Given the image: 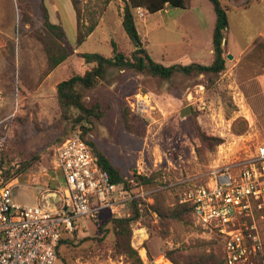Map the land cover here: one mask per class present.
Returning a JSON list of instances; mask_svg holds the SVG:
<instances>
[{"label": "rangeland", "instance_id": "374dc122", "mask_svg": "<svg viewBox=\"0 0 264 264\" xmlns=\"http://www.w3.org/2000/svg\"><path fill=\"white\" fill-rule=\"evenodd\" d=\"M262 1L221 0L229 18L222 73L177 75L166 82L114 70L109 83L88 93L86 102H98L104 112L85 134L94 145H89L93 154L96 150L106 156L124 179L136 174L151 177L159 189L152 202L139 206L142 217L132 226V247L143 264H174L166 253L180 264H187L185 257L191 254L212 253L226 264L222 242L195 217L160 222L147 205L173 209L184 193L209 180L210 169L246 159L264 145ZM70 2L46 0L45 4L50 20L62 25L75 45L76 16ZM79 2L82 20L94 18L98 26L51 73L39 38L44 21L41 0H0V187L11 186L23 206L55 203L58 184L64 183L55 166L57 147L73 133L83 135L81 126L73 130V122L63 118L57 85L85 71L83 53L111 57L113 43L127 56L135 50L122 27V1ZM143 10L145 19L136 15L135 21L143 46L155 61L166 66L213 62L216 15L208 0H191L186 10L166 7L155 14ZM189 106L192 113L181 117L182 109ZM131 214L127 205L116 215L104 211L96 220H82L70 244L60 248L55 264H132L116 250L113 223Z\"/></svg>", "mask_w": 264, "mask_h": 264}, {"label": "built area", "instance_id": "2783aa9c", "mask_svg": "<svg viewBox=\"0 0 264 264\" xmlns=\"http://www.w3.org/2000/svg\"><path fill=\"white\" fill-rule=\"evenodd\" d=\"M136 15L146 17L143 8ZM2 97L0 89V106ZM55 166L64 178L57 203L23 206L11 186L0 187V264H55L60 241L82 220L104 211L116 215L136 200L139 206L152 202L159 190L112 182L80 132L57 147ZM207 174L209 180L184 193L181 204H191L197 223L222 242L226 264H264V145Z\"/></svg>", "mask_w": 264, "mask_h": 264}, {"label": "trees", "instance_id": "16d2710c", "mask_svg": "<svg viewBox=\"0 0 264 264\" xmlns=\"http://www.w3.org/2000/svg\"><path fill=\"white\" fill-rule=\"evenodd\" d=\"M45 1L46 0H41V9L44 21L42 30L43 33L39 36V38L47 55L49 70L53 71L68 61L75 50L81 47L88 40V38L96 30L98 22L94 18H91L89 22L85 23L82 20L79 0H71L72 7L76 14L77 28L76 42L75 45H72L62 25L53 23L50 20L49 9L46 6ZM111 1L114 0H105V4H108ZM118 1H122L124 3L122 27L128 38L134 43L135 50L130 56H127L123 52L119 51L117 45L113 43V56L111 57H105L96 53H83L80 55V57L84 60L85 65L87 66L85 71L82 74H75L69 79L60 82L56 88V98L63 118L73 122V130L78 125L81 126L83 132V135L81 136L83 139H85V134L91 130L93 119H99L104 114L101 104L98 102L92 104L86 102L88 93L102 83H109V76L114 70L119 72L132 71L137 74L148 75L153 78H158L162 81L169 82L177 75H218L226 69V44H223V40L226 38L228 32L229 18L228 9L222 4L221 0H208L212 4L216 15V23L214 26L212 39L214 51L213 62L210 65L196 63L186 66H166L155 61L148 53L147 49L143 46L142 38L137 29L135 17L136 10L138 8H144L149 14L161 12L166 7L186 10L190 8L191 0ZM258 1L260 0H248L249 4ZM73 111H76L77 114L74 115ZM65 139H63L61 143ZM203 140H214L216 145H220L222 143V140L219 138L204 137ZM87 143L91 146V148H94L92 143H89L88 141ZM94 153L98 159L100 168L109 175L112 182L118 184L123 183L127 188L133 189L139 188L141 186L146 187L147 189H158L156 186H154L153 178L137 174L133 176V179H131L135 184H131V180L124 179L119 169H117L106 156L96 150H94ZM59 172V179L61 178L64 182L62 172ZM58 185L60 188L63 186L62 184ZM158 192L159 191L155 192L153 195ZM130 207L132 209V214L129 217L113 220L116 238L115 246L116 250L120 254L125 255L132 262V264H143L138 251L132 247L131 243L133 236L132 226L142 217L143 210L139 207V201L137 200L130 203ZM147 207V211L156 212L158 214L157 218H159L160 222H164L166 220L182 222L188 216H192L193 218L195 217L194 207L191 204L177 203L173 209L161 207V205H147ZM73 235L65 236L60 241L56 248L57 260L60 256V248L64 245L70 244V239L73 237ZM165 256L169 258L174 264H180L179 260L175 257L168 255L167 253ZM185 263L223 264L212 253L209 255L204 253H194V255L191 254L189 257H185Z\"/></svg>", "mask_w": 264, "mask_h": 264}, {"label": "water", "instance_id": "95a60500", "mask_svg": "<svg viewBox=\"0 0 264 264\" xmlns=\"http://www.w3.org/2000/svg\"><path fill=\"white\" fill-rule=\"evenodd\" d=\"M225 43H226V39L223 40V44H225ZM228 59H232V56L229 55ZM191 113H192V107L189 106V107H186V108L182 109L180 115H181V117H185V116H187V115H189ZM52 199H54L55 203L58 202V200H57L58 198L56 196H55V198H52ZM153 264H156V263H153Z\"/></svg>", "mask_w": 264, "mask_h": 264}, {"label": "crops", "instance_id": "0c3cea01", "mask_svg": "<svg viewBox=\"0 0 264 264\" xmlns=\"http://www.w3.org/2000/svg\"><path fill=\"white\" fill-rule=\"evenodd\" d=\"M70 1V0H69ZM71 3V2H70ZM260 4H262L263 6H264V0L260 3ZM74 10V9H73ZM75 16H76V14H75ZM45 54H46V52H45ZM46 57H47V55H46ZM48 60V59H47ZM50 71V70H49ZM55 70H53V71H51V73H53ZM49 204H52L51 202H46V205H49Z\"/></svg>", "mask_w": 264, "mask_h": 264}, {"label": "bare ground", "instance_id": "6f19581e", "mask_svg": "<svg viewBox=\"0 0 264 264\" xmlns=\"http://www.w3.org/2000/svg\"><path fill=\"white\" fill-rule=\"evenodd\" d=\"M143 232H144V231H142V233H143ZM139 235H140V234H139ZM139 235H138V236H139ZM143 235H144V234H143ZM143 235H142V236H143ZM140 236H141V235H140ZM144 253H145V252H144ZM167 264H168V263H167Z\"/></svg>", "mask_w": 264, "mask_h": 264}]
</instances>
